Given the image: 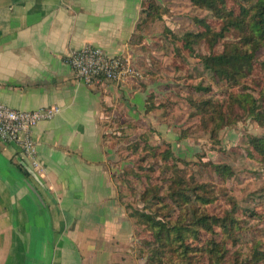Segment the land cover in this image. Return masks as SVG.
Listing matches in <instances>:
<instances>
[{"label":"crops","instance_id":"1","mask_svg":"<svg viewBox=\"0 0 264 264\" xmlns=\"http://www.w3.org/2000/svg\"><path fill=\"white\" fill-rule=\"evenodd\" d=\"M142 3L0 0V104L61 110L32 132L42 172L0 138V264L142 263L131 247L133 223L118 199L103 128L124 123L128 104L140 115L145 88L86 85L67 63L85 46L130 58Z\"/></svg>","mask_w":264,"mask_h":264},{"label":"rangeland","instance_id":"2","mask_svg":"<svg viewBox=\"0 0 264 264\" xmlns=\"http://www.w3.org/2000/svg\"><path fill=\"white\" fill-rule=\"evenodd\" d=\"M240 1L244 0H227L228 9L238 13ZM151 7L152 16L149 13ZM141 10L143 14L134 37L132 55L125 58L141 77L130 78L126 82L145 88L146 93L142 97L146 104L153 95L161 107L149 114L140 109V115H135L128 104L124 123L120 120L109 128H103L104 144L114 154L110 166L114 170L112 179L116 176L113 182L117 186L119 202L127 214L129 210L126 205L143 208L140 195L149 184L147 176H151L152 182L156 183L162 174L157 165L154 167L157 169L155 173L146 171L155 165L154 162H158L159 166L162 162L151 154L147 155L146 151L137 153L134 147L138 145L143 150L145 143L149 142L159 153L169 145L182 161L179 167L187 177L195 174L201 181L210 182L216 188L218 200L210 206L213 213L222 215L233 205L230 200L237 204L243 230L240 243L231 249V257L225 264H235L237 259L240 260L238 264H247L255 248L264 251V167L258 164V157L249 156L251 136L263 135L264 130L252 118L243 115L239 119L236 116V123L221 129L215 139L201 131L199 120L195 118V111L190 105V99L202 96L194 89L197 86L210 87L209 96L215 102L226 100V89L217 83V79L214 80L201 62L200 57L211 53L208 44L200 42L185 46L188 33L203 31L202 23H198V20H204L217 30L222 22L209 11L193 6L190 0H143ZM227 38L235 40L236 34H228ZM224 43L221 41L215 47V52L222 51ZM259 58L264 59V51ZM253 75L255 80L264 74L257 69ZM248 86L256 90L253 82H248ZM209 96L205 94V97ZM182 134L186 137L182 138ZM143 156L147 158L141 162ZM202 163L227 164L234 175L223 183L211 166L204 167ZM128 170H134L138 177L132 173L126 176L125 171ZM131 221L134 231L131 247L136 258L145 264L146 257H140L139 250L151 235L144 227L137 226L134 219ZM236 250L240 252L239 258L234 255Z\"/></svg>","mask_w":264,"mask_h":264},{"label":"trees","instance_id":"3","mask_svg":"<svg viewBox=\"0 0 264 264\" xmlns=\"http://www.w3.org/2000/svg\"><path fill=\"white\" fill-rule=\"evenodd\" d=\"M190 1L193 6L209 11L222 22L217 30L204 20H198V23H202L203 31L186 35L185 46L200 42L208 44L211 53L200 57L202 65L226 89V100L215 102L209 96L210 87H194L202 94L197 99H190L199 128L217 139L221 129L236 123V116L241 119L240 116L246 115L264 130V75L255 80L253 75L257 69L264 74V59L259 58L264 51V0L240 1L238 13L228 9L227 0ZM149 13L153 15L152 7ZM231 33L236 34L235 40H228L227 36ZM221 41L225 42L222 51L215 52V47ZM250 81L256 85V90L248 86ZM205 94L209 97H205ZM160 107L152 95L147 100L145 113L149 114ZM182 136L186 137L184 134ZM250 147L249 156L258 157V164L264 167V134L251 136ZM134 150L137 153L146 151L147 155L151 154L162 162L160 166L154 162L155 165L146 170L153 174L157 165L162 174L156 183L152 182L151 176H147L149 184L140 195L143 208L126 205L129 217L151 235L139 250V256L146 257L145 264H225L231 257V249L240 243L243 230L237 204L230 200L233 205L222 215L213 213L210 206L218 200L216 188L210 182L201 181L195 174L187 177L179 167L182 161L169 145L159 153L149 142L145 143L143 150L138 145ZM146 158L143 156L141 162ZM202 165L211 166L223 183L234 175L227 164ZM133 171H125V175L132 173L138 177ZM164 211L167 213L164 214ZM234 255L239 258L240 252L236 250ZM239 262L237 259L234 263ZM247 264H264V251L255 248Z\"/></svg>","mask_w":264,"mask_h":264},{"label":"built area","instance_id":"4","mask_svg":"<svg viewBox=\"0 0 264 264\" xmlns=\"http://www.w3.org/2000/svg\"><path fill=\"white\" fill-rule=\"evenodd\" d=\"M67 63L73 68L77 78L86 85L103 81L125 83L130 78L141 77L127 59L109 56L92 46L73 51L69 54ZM60 112L57 107L20 111L0 104V138L5 142L17 144L22 158L29 166L42 172L32 132L39 123L52 120Z\"/></svg>","mask_w":264,"mask_h":264}]
</instances>
